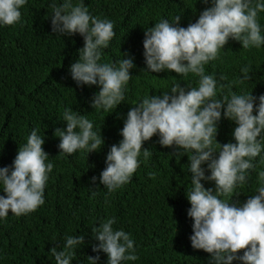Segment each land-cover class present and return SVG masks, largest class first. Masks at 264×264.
Masks as SVG:
<instances>
[{
  "label": "trees",
  "instance_id": "16d2710c",
  "mask_svg": "<svg viewBox=\"0 0 264 264\" xmlns=\"http://www.w3.org/2000/svg\"><path fill=\"white\" fill-rule=\"evenodd\" d=\"M53 2L59 6L64 0H27L20 9L21 22L0 25V168L11 171L18 149L27 143L33 130L44 138L43 149L49 155L46 163L54 165L48 173L43 205L26 215L9 212L6 218H0V264H56L51 249L62 251L66 239L76 236H83L84 241L74 246L70 264H90L88 257L97 256V264H108L106 253L93 251L99 245L93 229L112 218L116 221L114 230L130 235L138 257L121 264H213L211 254L194 249L190 240L194 234L187 199L193 188L191 150L175 145L163 147L157 133L144 142L139 167L128 183L111 193L100 183L111 146L123 139L120 133L131 107L138 106L145 97L170 94L176 84L198 87L199 77L194 74L183 76L167 69L154 73L147 68L145 31L161 20L174 23L176 16H181L179 26L186 28L213 6L212 0L207 4L203 0H72L73 4L83 3L91 16L114 24L115 36L109 47L101 50L98 63L118 66L124 58L133 60L124 100L108 111L92 107L93 97L100 91L98 84L78 85L72 79L70 67L79 60L84 39L79 33L53 32ZM258 23L264 36V12L258 13ZM124 53L128 55L123 57ZM245 66L250 69L247 80L241 71ZM204 67L205 74L217 81L214 99L222 100L229 91L252 93L258 106V97L264 95V44L244 49L230 38L217 59ZM221 76L227 79L221 80ZM255 106L253 115L258 114ZM69 108L93 123V131L104 141L101 149L61 153L59 137L54 133L57 128L66 129L63 111ZM236 126L222 109L217 143H236ZM258 140L262 152L252 160L254 168L248 170L246 181L238 183L231 196L219 197L237 207L258 194V174L264 171V132ZM143 150L151 152L147 160ZM218 155L214 153V158ZM201 167L206 177L211 175L207 162ZM93 177L95 184L91 182ZM201 183L215 194L214 181L205 179ZM0 196H6L2 183ZM237 255L242 256L243 250ZM233 264L242 262L235 260Z\"/></svg>",
  "mask_w": 264,
  "mask_h": 264
},
{
  "label": "clouds",
  "instance_id": "9594fccd",
  "mask_svg": "<svg viewBox=\"0 0 264 264\" xmlns=\"http://www.w3.org/2000/svg\"><path fill=\"white\" fill-rule=\"evenodd\" d=\"M27 0H0V25L13 26L21 22L20 9ZM205 4L208 0H203ZM196 23L180 27L181 16L174 23L161 20L145 31L143 41L147 68L154 73L167 69L178 75L189 73L199 77L198 87L182 88L176 84L171 93L145 97L138 106L131 107L119 145H112L106 157V168L100 174V183L109 193L128 183L139 167L138 157L145 141L157 133L163 147L177 146L191 150L190 171L192 190L187 196L190 202L188 216L194 221L190 237L194 249L203 250L212 256L213 264H264V171L259 172L260 185L257 195L250 197L241 207L229 203L221 196H231L238 183L246 181L248 170L254 168L252 160L262 152L258 140L264 132V95L236 94L229 91L222 100L214 99L217 81L205 74V65L218 57L229 39L242 44V48H259L264 44L258 13L264 12L261 0H212ZM53 10L51 25L54 33L73 35L79 33L84 47L79 51V60L71 65L72 79L78 85H99L100 91L93 97L92 107L105 111L116 109L124 100L125 86L132 78V58L118 63H98L102 49L109 47L114 38V24L108 19L93 17L83 3L73 4L64 0ZM175 25V26H174ZM123 57L127 53L122 54ZM244 80L250 79L248 66L241 69ZM221 80L227 79L225 76ZM243 83V81H240ZM223 87V85L221 86ZM255 111L258 113L253 115ZM224 116L236 123V143L220 145L215 137L217 122ZM66 129L57 128L61 153L73 154L77 150L88 153L101 149L104 141L93 131V123L71 108L64 109ZM79 129V131H77ZM215 139V147H214ZM44 138L33 130L27 143L18 149L12 169L0 168V183L6 196H0V218L11 212L16 216L26 215L44 204V189L52 163H46L49 155L44 151ZM218 153V158H214ZM144 159L151 156L143 150ZM208 163L210 176H205L201 165ZM214 181L212 189H205L202 180ZM93 184L96 177L92 178ZM95 194V193H93ZM115 218L108 219L93 229L98 246L94 252H104L108 264L135 261L134 241L123 230H114ZM83 236L68 237L62 251L51 249L56 264H70L74 246L83 243ZM243 250V255L237 253ZM126 253H130L127 254ZM90 264H97L99 256L88 257Z\"/></svg>",
  "mask_w": 264,
  "mask_h": 264
}]
</instances>
